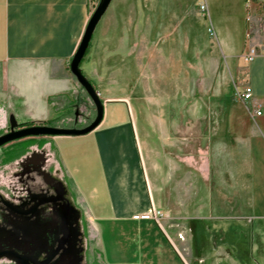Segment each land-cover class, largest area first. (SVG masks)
Wrapping results in <instances>:
<instances>
[{"label": "rangeland", "instance_id": "374dc122", "mask_svg": "<svg viewBox=\"0 0 264 264\" xmlns=\"http://www.w3.org/2000/svg\"><path fill=\"white\" fill-rule=\"evenodd\" d=\"M127 1L124 7L126 19L124 9L120 7L118 10L120 30L127 33V38L123 36L121 39L126 68L120 71V76L119 72L108 70L99 72V75L103 79L113 75L120 77L113 81L117 85L109 89L114 95L127 97L129 101L124 103L125 110L131 121H137L142 156L150 175H156L159 187L158 207L163 215L161 223L153 225L160 237L173 247L174 264H186V261L188 264H202L199 263L202 249L198 246L199 239L195 247L193 245L199 232L198 220H203L207 233H211L220 214L233 216L232 223L238 226L228 233V240L232 238L238 243L235 252L238 251L243 260L254 258L257 261L260 258L258 252H254L253 244L258 236L248 216L251 210L247 176L249 159L244 142L253 118L246 114L247 103L240 95L247 78L245 65L249 63L244 59L245 52L242 55L244 63H237L238 57L229 54L222 41L228 24L216 15L206 0ZM135 2L137 6H134ZM202 3L206 5L205 10ZM117 4L118 0H112L109 10ZM251 4L250 1L247 3L246 51L257 47L254 39L257 26H254ZM135 7L141 9V20L136 32L130 34ZM261 23L259 21L262 28ZM210 28L215 29L214 33ZM89 79L95 86L97 81L93 77ZM156 83L163 88L159 91L161 93L154 95L150 90ZM81 90L67 105L72 109L64 113L60 123L73 122L74 111H78L80 124L91 122L95 117L92 100L85 89ZM64 102L59 101L55 106L61 108ZM6 108L0 104V135L10 127L11 111ZM15 116L20 125L31 121L18 114ZM30 138L45 143L41 146L33 144L6 165L0 161V194L9 200L18 201L21 196L40 191L52 192L53 188L43 180L38 169L28 164L27 157L33 153L42 156V168L52 171L50 175L57 176L68 191L53 150L46 145L48 137ZM27 139L1 147L0 159L7 146ZM185 141H188L187 145ZM91 169L89 188L99 185L102 177L97 160H93ZM70 196L78 206L75 198ZM80 210L82 219L78 220L83 233L79 244L83 264H156L149 255L156 237L149 226L130 231L131 225L125 229L118 222L112 225L99 218L94 229L88 215ZM52 222L44 224L46 229L53 226ZM137 234L142 235L136 238ZM169 252L164 259L172 264L173 253ZM65 261H69V256Z\"/></svg>", "mask_w": 264, "mask_h": 264}, {"label": "crops", "instance_id": "0c3cea01", "mask_svg": "<svg viewBox=\"0 0 264 264\" xmlns=\"http://www.w3.org/2000/svg\"><path fill=\"white\" fill-rule=\"evenodd\" d=\"M98 1L0 0V104H4L10 114L30 118L29 122L36 124L63 117L72 109L67 105L82 90L70 64ZM249 1L252 3L254 26H257L254 39L258 54L245 65L247 78L244 86L247 83L252 86L254 98L261 103L263 112L252 116L248 109L252 104H247L245 112L253 118V125L244 142L249 159L247 176L251 210L248 216L258 236L253 247L260 259L245 261L237 254L238 251L235 252L238 243L232 238L229 241L227 235L238 225L232 223L233 216L220 214L211 233H207L206 223L198 220L199 232L193 245L195 247L199 239L198 246L202 247L199 263L202 264H264V0H206L216 15L228 24L222 41L229 54L238 57L237 63H244L242 55L248 48L245 34ZM118 2L115 8H108L110 12L100 20L85 57V68L84 61L81 65L84 74L97 81L95 86L105 102L102 123L84 136H45L48 137L46 145L51 146L71 195L83 213L88 215L94 229L99 218L112 225L118 222L125 229L131 225L130 231L149 226L156 236L149 254L152 262L168 264L164 256L168 257L171 251L174 264L175 251L160 237L153 225L157 222L132 217L152 207L160 210V194L156 175H150L142 156L137 121L129 119L124 107L125 101L129 100L124 95L112 94L109 89L117 85L113 81L119 80L120 71L126 68L121 39L127 38V33L120 30L118 10L120 7L124 9L128 1ZM134 6H137L136 2ZM136 8L130 34L136 32L137 23L141 20V9ZM125 12L124 9V19L127 16ZM104 70L119 72V76L110 77V74V78L103 79L99 74ZM162 88L163 85L156 83L150 92L156 95ZM56 96L66 97L61 108L55 105L63 101L50 100ZM185 142L187 145L188 141ZM93 160L98 161L102 177L99 185L89 188ZM140 235L137 234L136 238Z\"/></svg>", "mask_w": 264, "mask_h": 264}, {"label": "flooded vegetation", "instance_id": "af4514ba", "mask_svg": "<svg viewBox=\"0 0 264 264\" xmlns=\"http://www.w3.org/2000/svg\"><path fill=\"white\" fill-rule=\"evenodd\" d=\"M27 158L53 190L21 196L18 201L0 194V264H83L80 208L73 202L69 188L64 190L58 177L42 168L39 153ZM51 221L53 226L46 229L44 224Z\"/></svg>", "mask_w": 264, "mask_h": 264}, {"label": "water", "instance_id": "95a60500", "mask_svg": "<svg viewBox=\"0 0 264 264\" xmlns=\"http://www.w3.org/2000/svg\"><path fill=\"white\" fill-rule=\"evenodd\" d=\"M111 2L112 0H100L99 4L97 5L96 9L89 19L81 43L70 64L71 72L76 77L79 84L86 90L96 108V115L94 119L84 127L54 126L44 123H36L33 125L20 127V122L17 120L16 116L14 114H11L9 117L10 130L0 135V148L8 145L9 143L30 137L85 135L94 131L102 123L105 115V102L101 98L96 87L84 74L83 70L81 69V63L90 47L94 32L100 20L108 10ZM59 183L62 187L64 186L62 181H59ZM63 188L65 190V187ZM78 217L79 213L77 211V219ZM0 255H3V253L0 252ZM46 264H49V261Z\"/></svg>", "mask_w": 264, "mask_h": 264}, {"label": "trees", "instance_id": "16d2710c", "mask_svg": "<svg viewBox=\"0 0 264 264\" xmlns=\"http://www.w3.org/2000/svg\"><path fill=\"white\" fill-rule=\"evenodd\" d=\"M90 46H91V43H90ZM90 51V47L86 53V55L89 53ZM84 61V59H83ZM82 61V62H83ZM82 65V63H81ZM81 89H84L82 86H81ZM65 100L66 97L64 96H56V97H52L50 98V100L53 102L55 100ZM78 115L75 111L73 113V119L70 124H64V123H60V119H62V116H59L57 118H54V119H51V120H47L45 122H43L44 124H47V125H54V126H69V127H84L86 125H88L90 122H87L85 124H80L79 121H78ZM94 119V118H93ZM34 123L33 122H26V123H21L22 126L24 125H33ZM3 133V132H2ZM1 133V134H2ZM38 142V143H37ZM45 143L44 140H40V141H37L36 138H29L27 140H24V141H21V142H18L16 144H12V145H9L7 146L4 150H2V154H1V159L0 161L2 162V165H6L8 163H10L11 161L14 160V157L18 154H23L25 151L29 150L31 148V146L33 144H38V145H43Z\"/></svg>", "mask_w": 264, "mask_h": 264}, {"label": "built area", "instance_id": "2783aa9c", "mask_svg": "<svg viewBox=\"0 0 264 264\" xmlns=\"http://www.w3.org/2000/svg\"><path fill=\"white\" fill-rule=\"evenodd\" d=\"M202 9H206V5L202 3ZM212 33H214V29L210 28ZM258 54V48L257 47H250L249 50L245 53L244 59L247 62H250L254 59V57ZM241 98L245 103H251V107L248 106V109L250 111V114L252 116H258L262 114V106L261 103H259L255 98H254V92L252 89V86L250 84H245V86L241 90ZM162 211L156 209L155 207H152L150 210L143 212V213H135L133 214V219L135 220H154L158 224L161 222L162 218ZM162 226V225H161Z\"/></svg>", "mask_w": 264, "mask_h": 264}]
</instances>
